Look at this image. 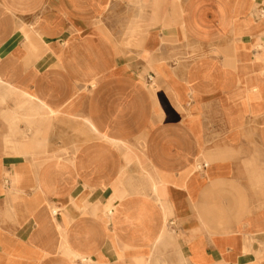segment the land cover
<instances>
[{
    "label": "crops",
    "instance_id": "0c3cea01",
    "mask_svg": "<svg viewBox=\"0 0 264 264\" xmlns=\"http://www.w3.org/2000/svg\"><path fill=\"white\" fill-rule=\"evenodd\" d=\"M0 264H264V0H0Z\"/></svg>",
    "mask_w": 264,
    "mask_h": 264
},
{
    "label": "rangeland",
    "instance_id": "374dc122",
    "mask_svg": "<svg viewBox=\"0 0 264 264\" xmlns=\"http://www.w3.org/2000/svg\"><path fill=\"white\" fill-rule=\"evenodd\" d=\"M11 126H12V124H11ZM12 128V127H11ZM26 142H27V140H26ZM8 145H11V140H8Z\"/></svg>",
    "mask_w": 264,
    "mask_h": 264
},
{
    "label": "bare ground",
    "instance_id": "6f19581e",
    "mask_svg": "<svg viewBox=\"0 0 264 264\" xmlns=\"http://www.w3.org/2000/svg\"><path fill=\"white\" fill-rule=\"evenodd\" d=\"M20 17V16H19ZM33 31V30H32ZM258 111V110H257ZM123 143V142H122ZM23 147V146H22ZM34 155V154H33ZM31 158V157H30ZM33 161V160H32ZM32 163V162H31ZM35 168V167H34ZM57 211V210H56ZM53 212V211H52ZM56 222V221H55Z\"/></svg>",
    "mask_w": 264,
    "mask_h": 264
}]
</instances>
